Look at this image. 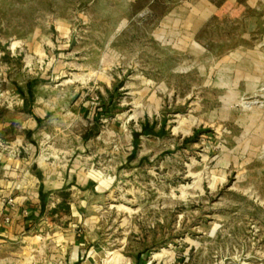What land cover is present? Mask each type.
<instances>
[{
  "label": "rangeland",
  "instance_id": "obj_1",
  "mask_svg": "<svg viewBox=\"0 0 264 264\" xmlns=\"http://www.w3.org/2000/svg\"><path fill=\"white\" fill-rule=\"evenodd\" d=\"M33 98L103 264H264V0H0V120ZM58 236L3 255L66 264Z\"/></svg>",
  "mask_w": 264,
  "mask_h": 264
},
{
  "label": "crops",
  "instance_id": "obj_2",
  "mask_svg": "<svg viewBox=\"0 0 264 264\" xmlns=\"http://www.w3.org/2000/svg\"><path fill=\"white\" fill-rule=\"evenodd\" d=\"M41 102L24 101L14 126L0 120V264H7L3 249L17 245L6 238L44 230L58 232L63 263L103 264L86 231H81L83 206L69 202L86 199L88 185L96 181L81 165L47 156L53 147L35 141L44 137L49 116L37 106ZM65 216L75 223L56 224ZM71 246L77 253L72 261L66 258ZM33 263V257L15 259V264Z\"/></svg>",
  "mask_w": 264,
  "mask_h": 264
}]
</instances>
